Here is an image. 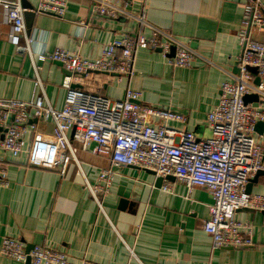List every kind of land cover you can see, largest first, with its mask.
<instances>
[{
	"label": "crops",
	"instance_id": "1",
	"mask_svg": "<svg viewBox=\"0 0 264 264\" xmlns=\"http://www.w3.org/2000/svg\"><path fill=\"white\" fill-rule=\"evenodd\" d=\"M17 1L0 0L1 99L33 98L35 64L40 67L51 106L61 110L67 94L63 82L69 74L60 63L42 62L39 56L64 49L98 58L104 45L137 31L138 16L213 65L196 58L192 67H171L158 50H138L133 76L103 84L100 94L122 100L131 88L141 94L142 104L186 117L185 123L168 122V128L188 130L201 140L212 137L207 116L219 103L227 74L235 73L241 52L238 34L248 0H115L126 12L117 18L93 14V0H67L62 18L37 12L32 31L27 30L33 39V58L28 52H19L9 39L2 4ZM28 2L37 11L40 0ZM254 37L264 43V30L255 31ZM177 50L172 45L170 54ZM37 126L28 153L6 166L9 186L0 187V249L3 240L11 238L26 248L58 249L74 262L84 258L98 264H264L261 212H237V219L253 229L252 246L214 249L204 230L213 204L209 191L200 187L188 190L175 180H164L158 186V176L131 166L115 170L102 212L84 184L86 180L96 184L100 169L109 167V160L80 151L82 174L74 161L62 173V154L42 141L51 128L40 121ZM256 141L264 148V135L256 132ZM73 146L80 150L77 143ZM250 194H264V175L252 185ZM0 264L25 263L0 255Z\"/></svg>",
	"mask_w": 264,
	"mask_h": 264
},
{
	"label": "built area",
	"instance_id": "2",
	"mask_svg": "<svg viewBox=\"0 0 264 264\" xmlns=\"http://www.w3.org/2000/svg\"><path fill=\"white\" fill-rule=\"evenodd\" d=\"M93 2L92 12L96 16L117 18L126 13L115 0ZM2 6L10 26V42L19 52H28L33 58V39L28 36L20 0L3 2ZM66 9L67 0H40L36 12L62 18ZM136 19L140 21L137 31L104 45L98 58L64 49L39 56V61L60 63L69 74L63 82L67 94L61 110L51 106L40 67L35 64V91L31 100L0 98V187L9 186L6 166L12 159L28 153L40 121L51 128V134L42 141L62 154V173L74 161L82 174L80 151L109 160V167L100 169L96 184L87 180L84 184L102 212L115 170L137 167L164 180L173 177L188 190L200 187L209 191L213 204L204 230L211 236L214 249L252 246L253 229L237 219V212L240 209L264 212V194H250L246 188L249 179L264 169V148L257 143L255 131V126L264 122V43L254 37L255 31L264 30L262 0H248L244 7V21L238 34L241 52L236 59L239 73L227 74L229 80L221 85L219 103L207 116L210 139H197L188 130L168 128V122L185 123L186 117L142 104L141 94L131 88L122 100L100 94L103 84L133 76L138 50H161L171 67H192L196 58L212 64L188 45L148 24L143 17ZM147 29L152 32L147 34ZM172 45L178 48L174 55L170 54ZM248 95H257L258 102L245 103ZM0 255L21 263L28 259L25 244L11 238L3 241ZM29 256L30 264H98L84 258L74 262L65 252L43 246H35Z\"/></svg>",
	"mask_w": 264,
	"mask_h": 264
},
{
	"label": "water",
	"instance_id": "3",
	"mask_svg": "<svg viewBox=\"0 0 264 264\" xmlns=\"http://www.w3.org/2000/svg\"><path fill=\"white\" fill-rule=\"evenodd\" d=\"M21 6L22 8L25 10L24 13V18H25V24H26V28L28 31H32L33 29V24H34V19L37 15V12L34 10V7L28 2V0H21ZM158 52L161 53V50H158ZM235 73L238 74V68L237 65H235ZM257 83L259 82V80L256 81ZM244 102L245 103H252V102H258V96L257 95H248L244 98ZM255 131L257 133H260L262 135H264V122H260L255 126ZM151 172V171H150ZM155 175L154 172H151ZM264 175V173H262L261 171L258 172L255 177L252 179H249L248 185H247V192L250 193V190L252 188V185L254 183H256L257 179L261 176ZM167 180H174L173 177H169ZM164 181V179L159 178L158 177V186H160L162 184V182ZM124 202H122L121 204H123ZM240 210H249V211H253L251 209H240ZM239 211V210H238ZM264 215V212H261ZM34 249V246H28L26 248V252L27 254H29L32 250ZM31 260L30 257H28L27 261L25 262V264H30Z\"/></svg>",
	"mask_w": 264,
	"mask_h": 264
},
{
	"label": "rangeland",
	"instance_id": "4",
	"mask_svg": "<svg viewBox=\"0 0 264 264\" xmlns=\"http://www.w3.org/2000/svg\"><path fill=\"white\" fill-rule=\"evenodd\" d=\"M14 160H17V159H12L11 162L14 161ZM254 176H255V175H254ZM5 188H7V187H5ZM6 239H7V238H6ZM4 240H5V239H4ZM4 240H3V241H4ZM2 243H3V242H2ZM1 246H2V245H1ZM28 257H30L29 254H28ZM9 259H10V258H9ZM14 261H15V260H14Z\"/></svg>",
	"mask_w": 264,
	"mask_h": 264
},
{
	"label": "trees",
	"instance_id": "5",
	"mask_svg": "<svg viewBox=\"0 0 264 264\" xmlns=\"http://www.w3.org/2000/svg\"><path fill=\"white\" fill-rule=\"evenodd\" d=\"M10 163H11V162H10ZM10 163H9V164H10Z\"/></svg>",
	"mask_w": 264,
	"mask_h": 264
}]
</instances>
